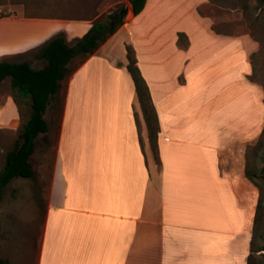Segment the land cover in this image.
I'll list each match as a JSON object with an SVG mask.
<instances>
[{
  "label": "crops",
  "instance_id": "0c3cea01",
  "mask_svg": "<svg viewBox=\"0 0 264 264\" xmlns=\"http://www.w3.org/2000/svg\"><path fill=\"white\" fill-rule=\"evenodd\" d=\"M209 4L147 0L136 16L129 2L120 30L62 82L52 170L41 175L33 166L34 177L4 190L2 264H26L31 253L34 264H248L260 192L245 177L246 152L264 131V87L250 80L260 44L248 33H216L213 18L199 13ZM92 11V18L64 20L0 4V62L42 69L30 56L41 61L38 50L58 34L70 44L85 36L107 10ZM127 45L158 115L160 163ZM22 128L7 78L0 171Z\"/></svg>",
  "mask_w": 264,
  "mask_h": 264
},
{
  "label": "trees",
  "instance_id": "16d2710c",
  "mask_svg": "<svg viewBox=\"0 0 264 264\" xmlns=\"http://www.w3.org/2000/svg\"><path fill=\"white\" fill-rule=\"evenodd\" d=\"M129 2L134 15L137 16L144 10L147 0H129ZM256 2L257 7L264 12V0H256ZM211 3L215 4L216 1L211 0ZM127 12L126 5L120 2L115 11L102 15L93 23L89 32L82 38L76 39L73 44L68 43L63 33L54 36L38 50L37 58L45 63V66L40 70L34 69L27 61L21 63L0 62V84L7 78L11 79L13 98L22 123H24L19 138L6 154L5 164L0 171V205L5 188L13 180L35 176L31 159L36 151L37 139L50 132L45 115L52 103L59 101L63 88L62 82L73 72L69 67L70 64L74 60H78L77 69L96 53L125 24ZM199 13L202 16H207L203 8H200ZM214 30L218 34L224 33L215 26ZM255 40L258 41L256 38ZM185 41L186 36L180 34L179 43ZM257 54L259 52L252 56L253 70H255L254 58ZM127 58V68L134 81L147 126L150 149L156 162L160 163L158 115L149 86L138 66L136 51L131 45H127ZM250 80L254 81L252 75ZM245 177L260 192L248 264H264V131L256 143L247 147ZM2 263L3 261L0 260V264Z\"/></svg>",
  "mask_w": 264,
  "mask_h": 264
},
{
  "label": "rangeland",
  "instance_id": "374dc122",
  "mask_svg": "<svg viewBox=\"0 0 264 264\" xmlns=\"http://www.w3.org/2000/svg\"><path fill=\"white\" fill-rule=\"evenodd\" d=\"M215 4L203 7L207 16L214 20V26L222 32L229 34L248 33L254 36L259 44V54L254 58V68L252 79L264 87V12L257 7L256 0H215ZM123 2L126 7L129 0H0L1 5H21L25 8L27 16H47L61 18L64 20H79L94 17L92 9L98 6H105L107 10L104 14H109L116 10L117 5ZM4 16L12 15V12H2ZM253 37V38H254ZM254 38V39H255ZM30 61L35 68L44 66L32 55ZM78 60L70 64L71 71L76 69ZM64 101L63 91L59 101H54L49 108L45 118L51 126V133L41 136L38 141V151L32 161L41 175L49 174L52 170L58 147V135L62 116V106ZM27 118V117H26ZM24 119V122L26 121ZM24 125V123H22ZM43 204V203H42ZM43 207V205H41ZM43 211V209H42ZM42 222L38 219V223ZM37 253L40 246L41 231L38 227ZM1 239V235H0ZM34 255H28L26 264H34Z\"/></svg>",
  "mask_w": 264,
  "mask_h": 264
}]
</instances>
